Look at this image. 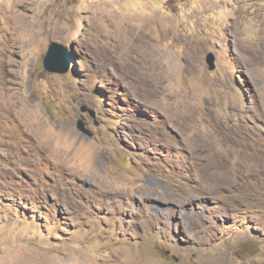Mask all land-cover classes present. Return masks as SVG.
I'll return each mask as SVG.
<instances>
[{
  "label": "rangeland",
  "instance_id": "374dc122",
  "mask_svg": "<svg viewBox=\"0 0 264 264\" xmlns=\"http://www.w3.org/2000/svg\"><path fill=\"white\" fill-rule=\"evenodd\" d=\"M0 264H264V0H0Z\"/></svg>",
  "mask_w": 264,
  "mask_h": 264
},
{
  "label": "water",
  "instance_id": "95a60500",
  "mask_svg": "<svg viewBox=\"0 0 264 264\" xmlns=\"http://www.w3.org/2000/svg\"><path fill=\"white\" fill-rule=\"evenodd\" d=\"M66 48L63 44H61L58 41H53L49 49L47 51V54L44 57V67L50 71V72H57V73H66L70 70V64L69 63H62L60 61L61 53ZM207 62L210 65V69H215V56L211 53L208 55ZM86 106H83L81 109L83 112L87 111ZM78 128L82 130L84 133H89V130L86 128V123L84 121V118L81 117L78 120Z\"/></svg>",
  "mask_w": 264,
  "mask_h": 264
}]
</instances>
